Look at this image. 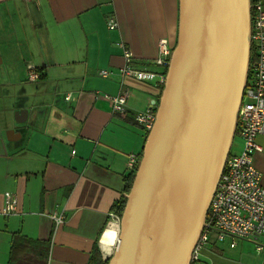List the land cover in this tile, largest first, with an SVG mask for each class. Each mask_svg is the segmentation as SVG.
Segmentation results:
<instances>
[{
    "label": "crops",
    "instance_id": "0c3cea01",
    "mask_svg": "<svg viewBox=\"0 0 264 264\" xmlns=\"http://www.w3.org/2000/svg\"><path fill=\"white\" fill-rule=\"evenodd\" d=\"M177 31L178 0H0V209L5 191L17 203L16 213H0V264H87L94 243L103 258L112 253L116 244L100 240L107 225L118 229L111 205L123 194L127 155H140L147 134L135 114L156 109L158 41L173 47ZM119 42L151 78L122 75ZM28 65L38 79H27ZM122 87L125 109L114 112L103 94ZM257 142L253 164L264 185V135ZM240 146L239 135L231 151ZM60 211L55 228L51 214ZM15 233L29 241L12 261ZM250 242L264 245V237L233 247L211 240L198 264H264Z\"/></svg>",
    "mask_w": 264,
    "mask_h": 264
},
{
    "label": "water",
    "instance_id": "95a60500",
    "mask_svg": "<svg viewBox=\"0 0 264 264\" xmlns=\"http://www.w3.org/2000/svg\"><path fill=\"white\" fill-rule=\"evenodd\" d=\"M251 0H178L177 38L107 264H191L237 127Z\"/></svg>",
    "mask_w": 264,
    "mask_h": 264
},
{
    "label": "built area",
    "instance_id": "2783aa9c",
    "mask_svg": "<svg viewBox=\"0 0 264 264\" xmlns=\"http://www.w3.org/2000/svg\"><path fill=\"white\" fill-rule=\"evenodd\" d=\"M250 52L253 50V59L249 60L248 78L243 90L241 103L237 111V129L241 137V146L238 151H230L211 198L205 225L203 226L191 252V264H198L202 251L211 240L227 241L230 247L235 246L238 239L256 240L264 237V185L261 183V174L253 164L254 154L262 147L257 142L259 135H264V1L253 0L251 3ZM109 29L116 27V21L108 18ZM122 50L124 65L120 68L122 75L133 76L137 79H149L153 75L150 71L134 68L131 65L132 51L123 43H118ZM172 46L166 39L158 41V53L154 60L156 65L167 68ZM27 79L34 81L40 77V72L28 65ZM101 77H108L110 71L98 70ZM160 82L164 81L165 72ZM71 93H67L69 98ZM110 103L114 112L125 109L127 91L124 87L114 95L103 94ZM155 109L147 106L135 114V120L148 132L154 122ZM74 153V150L71 151ZM139 156L129 153L125 168L128 173L135 172ZM3 204L0 213L9 216L16 213L17 203L15 196L5 191L2 193ZM110 217L119 221L115 212ZM54 227L57 228L64 220L63 213L51 214ZM255 249L264 252V245L256 243Z\"/></svg>",
    "mask_w": 264,
    "mask_h": 264
},
{
    "label": "trees",
    "instance_id": "16d2710c",
    "mask_svg": "<svg viewBox=\"0 0 264 264\" xmlns=\"http://www.w3.org/2000/svg\"><path fill=\"white\" fill-rule=\"evenodd\" d=\"M253 2V0H251V3ZM253 14V10L251 8V16ZM253 50L251 48V52H250V61H252L253 59ZM164 72H166V67H164ZM162 89V86L160 87ZM161 91V90H160ZM238 134V129L236 128L235 131V135ZM234 135V136H235ZM231 151V150H230ZM141 156V153L139 155V158ZM134 173L135 172H130L127 173L124 176V187H123V194L117 199L115 200L112 205H111V210L113 212H115L118 216H120L124 203H125V196L124 193L128 192V190L130 189L133 177H134ZM29 241L27 240V238L23 235H20L18 233H15L13 235V241L11 243L10 246V259L13 261L16 259L17 257V253H20L22 251V249L26 246V242ZM108 262V257L107 258H103L102 254L100 253V250L98 248V245L96 243L93 244L91 251H90V256H89V261L87 264H107Z\"/></svg>",
    "mask_w": 264,
    "mask_h": 264
},
{
    "label": "bare ground",
    "instance_id": "6f19581e",
    "mask_svg": "<svg viewBox=\"0 0 264 264\" xmlns=\"http://www.w3.org/2000/svg\"><path fill=\"white\" fill-rule=\"evenodd\" d=\"M110 224L114 225L112 222ZM107 226H109V227L105 228V230L102 234L101 240H100V243L103 244L105 247H108V246H106V244L107 245H112V244L115 245L117 243V228L113 227L111 225H107ZM109 232H115L116 233V240L114 243H108V241L110 239L109 235H108ZM106 252H108V251H106Z\"/></svg>",
    "mask_w": 264,
    "mask_h": 264
},
{
    "label": "rangeland",
    "instance_id": "374dc122",
    "mask_svg": "<svg viewBox=\"0 0 264 264\" xmlns=\"http://www.w3.org/2000/svg\"><path fill=\"white\" fill-rule=\"evenodd\" d=\"M238 138H239V135L236 134V135L234 136V139H233L232 148H233V146L236 145V143L238 142ZM253 242H257V241H253ZM253 242L248 243L252 248L256 245V243L253 245ZM253 249H255V248H253ZM253 249H252V250H253Z\"/></svg>",
    "mask_w": 264,
    "mask_h": 264
},
{
    "label": "clouds",
    "instance_id": "9594fccd",
    "mask_svg": "<svg viewBox=\"0 0 264 264\" xmlns=\"http://www.w3.org/2000/svg\"><path fill=\"white\" fill-rule=\"evenodd\" d=\"M108 235H109V238H110L108 243H114L115 240H116V233L115 232H109Z\"/></svg>",
    "mask_w": 264,
    "mask_h": 264
}]
</instances>
